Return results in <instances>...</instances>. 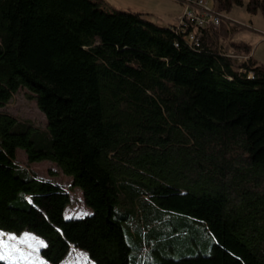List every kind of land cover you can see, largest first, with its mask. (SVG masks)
Listing matches in <instances>:
<instances>
[{
  "label": "trees",
  "instance_id": "1",
  "mask_svg": "<svg viewBox=\"0 0 264 264\" xmlns=\"http://www.w3.org/2000/svg\"><path fill=\"white\" fill-rule=\"evenodd\" d=\"M246 1L212 2L264 17V0ZM144 16L0 0V108L24 91L47 120L0 110V232L38 236L47 264L71 250L84 264H264V65L231 42L247 55L236 70L211 39L219 26L196 48L189 28ZM17 149L55 162L92 213L66 219L69 192L18 165Z\"/></svg>",
  "mask_w": 264,
  "mask_h": 264
},
{
  "label": "rangeland",
  "instance_id": "2",
  "mask_svg": "<svg viewBox=\"0 0 264 264\" xmlns=\"http://www.w3.org/2000/svg\"><path fill=\"white\" fill-rule=\"evenodd\" d=\"M109 2L110 6H113L114 9H118L119 6L123 5L124 7H129L130 9L140 10L142 8L131 6L129 0H106ZM214 0H207L209 6L213 9V12L220 17V23L216 26L220 33L219 37H212L211 39L215 41L216 46L220 47L234 63V68L241 71L237 66L247 59V55L241 52H238L233 49L231 42H244L250 45V55L253 61H256L264 65V17L260 12L252 15L246 12L245 6L239 7L236 6L230 10L228 13H220L217 11L213 5ZM244 4L247 3L246 0H243ZM119 5V6H118ZM160 6V4H155ZM213 5V6H212ZM120 10V9H119ZM145 17V16H144ZM148 17V18H147ZM152 22H155L157 17L155 14L147 13L146 16ZM177 24V23H176ZM175 24V25H176ZM213 26V27H216ZM24 91H19L16 95L10 99L5 107L0 108L2 111L9 112L19 120L27 121L32 123L35 127L42 129L46 128L47 120L43 113L37 107L35 100L28 98ZM26 152L23 149H17L16 162L20 164L39 178L49 179L55 181L62 185L70 194V202L65 207L64 215L66 219L71 218H82L87 214L92 213V209L89 208L83 201V194L80 191L79 187L72 185L71 176L62 174V172L57 167L56 163L50 160H42L35 162H28ZM140 217V214H139ZM164 217L167 220L176 219L178 217L171 213H165ZM142 223V222H141ZM4 233V232H3ZM24 233L15 234L17 237H21ZM6 234V233H5ZM34 240H30L28 244H21L19 247L25 251L31 253V257L28 260H19V261H10L12 264H36L39 261V249L41 247V239L30 233ZM212 237L207 236L205 242L207 245L210 244ZM136 244H132V252H137ZM146 248V247H144ZM143 248V249H144ZM86 262L84 253L77 251H69L68 256L65 258L61 264H84Z\"/></svg>",
  "mask_w": 264,
  "mask_h": 264
},
{
  "label": "built area",
  "instance_id": "3",
  "mask_svg": "<svg viewBox=\"0 0 264 264\" xmlns=\"http://www.w3.org/2000/svg\"><path fill=\"white\" fill-rule=\"evenodd\" d=\"M182 6V13L176 25L171 26L176 32L189 31L184 38L194 47H199L206 29L220 23L219 15L213 12L207 0H175ZM249 77L252 74L248 73Z\"/></svg>",
  "mask_w": 264,
  "mask_h": 264
},
{
  "label": "crops",
  "instance_id": "4",
  "mask_svg": "<svg viewBox=\"0 0 264 264\" xmlns=\"http://www.w3.org/2000/svg\"><path fill=\"white\" fill-rule=\"evenodd\" d=\"M103 3L108 8H113V6L109 5V2L106 0H102ZM132 4L131 6H138L142 9L140 10H134L130 9L129 7H124L123 5L119 6L118 9L124 10L129 9L131 11L140 12L145 14V17L147 16V13L150 12L151 14H155V17H157L156 21L154 23L162 26V27H171L174 26L178 20L179 15L182 13V6L179 4V2L175 0H129ZM118 2V0H117ZM155 4H160L158 7ZM148 18V17H147Z\"/></svg>",
  "mask_w": 264,
  "mask_h": 264
},
{
  "label": "snow or ice",
  "instance_id": "5",
  "mask_svg": "<svg viewBox=\"0 0 264 264\" xmlns=\"http://www.w3.org/2000/svg\"><path fill=\"white\" fill-rule=\"evenodd\" d=\"M34 239L30 233H24L21 237H17L15 234L0 232V259L10 261L28 260L31 253L23 251L19 245L28 244L30 240ZM39 264H47V262L39 260Z\"/></svg>",
  "mask_w": 264,
  "mask_h": 264
}]
</instances>
